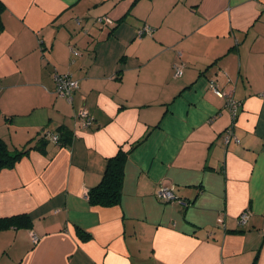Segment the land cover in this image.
<instances>
[{"label": "crops", "instance_id": "obj_1", "mask_svg": "<svg viewBox=\"0 0 264 264\" xmlns=\"http://www.w3.org/2000/svg\"><path fill=\"white\" fill-rule=\"evenodd\" d=\"M263 93L264 0H0V140L31 148L0 171V218L29 220L0 230V264H264ZM120 150L119 203L90 204Z\"/></svg>", "mask_w": 264, "mask_h": 264}, {"label": "built area", "instance_id": "obj_2", "mask_svg": "<svg viewBox=\"0 0 264 264\" xmlns=\"http://www.w3.org/2000/svg\"><path fill=\"white\" fill-rule=\"evenodd\" d=\"M80 20H76V23L78 24ZM96 22L98 24H104V25H110L112 24V21L107 17H98L96 18ZM152 32V29H150L148 26L143 27V29L139 30L137 33V37H142L145 34H149ZM174 78H179L182 75L184 65H175L174 67ZM54 82H55V92L57 96L63 100H65L67 103H71L73 99V94L75 92V89L78 88V83L74 80H72L68 75H54ZM208 88L211 91L213 95H215L218 98H221L224 100V107L227 109V111L230 114L231 120L234 121L236 117V112L239 107V103L235 101L231 95V92L228 90L219 89L216 84L213 81H209ZM262 98H264V93L261 95ZM74 119L77 121H80V125L82 128H88L93 122V117L87 112L86 109H80L75 113ZM46 138H49L50 140L54 142H58V137L55 135L46 134ZM222 141L224 145H228L231 141L238 142L233 127L227 128L222 135ZM157 198L162 202H169L175 200V196L173 194L172 189H169L167 187H161L157 192ZM248 219V211H243L240 216L237 218V222L240 226H244L246 224V221ZM217 224H222V219H217ZM31 240L34 244L38 242V237L35 235H31Z\"/></svg>", "mask_w": 264, "mask_h": 264}, {"label": "trees", "instance_id": "obj_3", "mask_svg": "<svg viewBox=\"0 0 264 264\" xmlns=\"http://www.w3.org/2000/svg\"><path fill=\"white\" fill-rule=\"evenodd\" d=\"M58 75H63V74H58ZM76 90L77 89H75V91ZM65 134L66 131L63 130L60 136L59 135L57 136L58 137L57 143L59 145L67 144L68 139ZM30 149L31 148L27 144L22 150H16L14 152H11L9 151L6 143L3 140H0V171L2 169L12 168L15 165V163L23 155H25ZM125 160H126V154L121 150L118 151V153L115 156L108 159L106 169L100 183L88 192V198L90 204L103 206V207H111V206H116L119 203L121 198L123 167ZM28 225H29V220L25 215H17L9 218H0V230H4L11 227L26 228L28 227ZM82 237L85 238L86 236L81 234V238Z\"/></svg>", "mask_w": 264, "mask_h": 264}]
</instances>
